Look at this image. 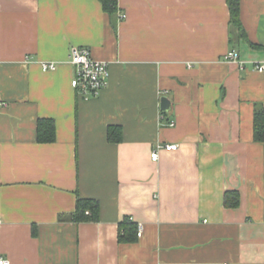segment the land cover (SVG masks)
Listing matches in <instances>:
<instances>
[{
  "label": "crops",
  "instance_id": "obj_1",
  "mask_svg": "<svg viewBox=\"0 0 264 264\" xmlns=\"http://www.w3.org/2000/svg\"><path fill=\"white\" fill-rule=\"evenodd\" d=\"M240 18L249 41L227 0H118L115 17L99 0H0V257L264 264V142L253 127L264 0H240ZM74 46L110 65L96 97L72 86ZM43 118L53 142L38 141ZM111 125L122 141L108 139ZM158 143L178 148L152 160ZM228 190L239 206H225ZM78 198L98 201V220L72 219ZM126 217L142 225L136 241L119 240Z\"/></svg>",
  "mask_w": 264,
  "mask_h": 264
},
{
  "label": "trees",
  "instance_id": "obj_2",
  "mask_svg": "<svg viewBox=\"0 0 264 264\" xmlns=\"http://www.w3.org/2000/svg\"><path fill=\"white\" fill-rule=\"evenodd\" d=\"M103 9L111 16L115 17L118 12V0H99ZM231 23L237 29L239 37L248 40V36L240 18V0H227ZM258 48L260 45L250 42ZM254 140L264 142V104H258L254 112ZM56 139L55 123L52 119L38 120V141L53 142ZM108 139L111 142H120L123 139V131L120 125H111L108 130ZM240 204V194L237 190H228L225 192V206L237 207ZM89 211V213H87ZM76 222L96 221L99 219V203L91 198H78L76 210L71 215ZM138 224L129 217H126L120 223L119 240L133 242L137 239Z\"/></svg>",
  "mask_w": 264,
  "mask_h": 264
},
{
  "label": "built area",
  "instance_id": "obj_3",
  "mask_svg": "<svg viewBox=\"0 0 264 264\" xmlns=\"http://www.w3.org/2000/svg\"><path fill=\"white\" fill-rule=\"evenodd\" d=\"M123 18L126 14L122 13ZM225 58L230 61H236L241 64L242 59L240 52L231 50L225 55ZM69 62L74 66L75 73L72 78V86L76 88L79 94L84 98L96 97L100 95L101 91L108 85L110 78V65L107 61L95 59L92 55L91 49L86 46H74L71 49ZM41 68L43 71H54L58 68L59 63L56 61H41ZM259 71H264V63L257 65ZM171 122L170 125H174ZM176 150L177 144H161L158 143L156 148L152 151V160L159 159L160 149ZM89 213V211L87 212ZM138 236H142V225H138ZM6 258L0 257V264H8Z\"/></svg>",
  "mask_w": 264,
  "mask_h": 264
},
{
  "label": "water",
  "instance_id": "obj_4",
  "mask_svg": "<svg viewBox=\"0 0 264 264\" xmlns=\"http://www.w3.org/2000/svg\"><path fill=\"white\" fill-rule=\"evenodd\" d=\"M162 101H163V106H164V104L167 103L168 99L164 98ZM166 109H168V108H166Z\"/></svg>",
  "mask_w": 264,
  "mask_h": 264
}]
</instances>
